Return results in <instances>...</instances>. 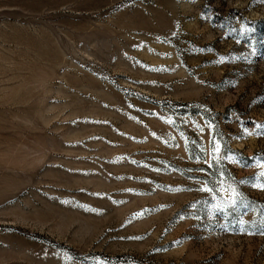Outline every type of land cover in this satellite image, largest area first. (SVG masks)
<instances>
[{
	"label": "rangeland",
	"instance_id": "rangeland-1",
	"mask_svg": "<svg viewBox=\"0 0 264 264\" xmlns=\"http://www.w3.org/2000/svg\"><path fill=\"white\" fill-rule=\"evenodd\" d=\"M0 264H264V0H0Z\"/></svg>",
	"mask_w": 264,
	"mask_h": 264
},
{
	"label": "snow or ice",
	"instance_id": "snow-or-ice-1",
	"mask_svg": "<svg viewBox=\"0 0 264 264\" xmlns=\"http://www.w3.org/2000/svg\"><path fill=\"white\" fill-rule=\"evenodd\" d=\"M215 150H216V152H219V145L218 144L215 145Z\"/></svg>",
	"mask_w": 264,
	"mask_h": 264
}]
</instances>
